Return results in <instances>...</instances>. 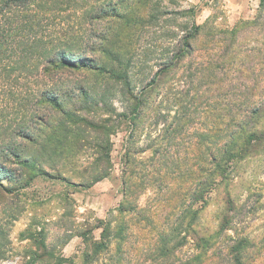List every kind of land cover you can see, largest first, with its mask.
Listing matches in <instances>:
<instances>
[{
	"label": "rangeland",
	"instance_id": "374dc122",
	"mask_svg": "<svg viewBox=\"0 0 264 264\" xmlns=\"http://www.w3.org/2000/svg\"><path fill=\"white\" fill-rule=\"evenodd\" d=\"M261 3L60 0L53 4L54 11L46 15L53 34L72 44L69 49H79L99 65L124 73L130 85L97 70L63 74L90 91L82 100L79 91L62 89L72 98L70 110L84 120L66 123L70 132L64 145L59 144V151L65 150L62 155L45 153L41 137L36 142L17 140L21 158L30 161L8 163L14 178L0 187V264H177L178 258L193 254L191 234L216 229L224 207L222 191L206 202L195 203L192 195L205 178L198 167L210 142L209 137L200 143L199 133L215 134L221 141L227 122L243 118L242 107L264 102ZM194 23L204 28L192 41L193 53L156 79L140 100L141 114L136 116L137 101L130 97L141 95ZM239 27L238 41L227 53L230 39L220 31ZM203 42L209 44L207 49L198 48ZM223 55L225 65L218 76L212 83L204 78L200 84L203 72L198 69ZM78 108L82 109L76 112ZM90 122L106 131L97 133ZM57 124L54 121L46 131L54 140L64 138ZM7 129L0 122V142ZM230 189L240 210L236 231L260 240L264 154L240 164ZM121 207L127 210L121 213ZM196 209L198 221L187 229L193 217L190 211ZM100 219L110 221L114 229L121 224L126 229L122 240L112 237L107 249L94 254V242L101 239L96 227ZM181 220L184 228H178ZM177 228L180 235L162 253L161 236H173ZM182 236L188 237L186 245L174 247ZM259 255L255 264H264V250Z\"/></svg>",
	"mask_w": 264,
	"mask_h": 264
},
{
	"label": "trees",
	"instance_id": "16d2710c",
	"mask_svg": "<svg viewBox=\"0 0 264 264\" xmlns=\"http://www.w3.org/2000/svg\"><path fill=\"white\" fill-rule=\"evenodd\" d=\"M59 2L60 0H56L49 4L48 0H0V102H2L0 122L3 129L8 128L6 133L4 132L6 137L0 142V187L3 188L7 187L4 180L11 181L14 178V172L8 163L17 161L22 164L30 161L28 157L21 158L17 140L36 142L41 137L40 146L45 153L50 156L62 155L65 150L59 151V144L61 147L64 145L70 132L66 123H78L84 120L70 110L68 101L72 98L68 92L63 93L62 89L67 87L69 91H79L82 100H87L90 91L83 83L66 80L63 77L65 72L97 70L117 80H123L127 86L130 85L129 79L125 80L124 73L99 65L96 60L86 56L79 49H69L72 44H67L65 38L53 34L46 15L54 11L53 4ZM263 5L264 0L261 3L262 7ZM203 28V25L194 23L191 30L182 37L181 47L172 54V58L164 61L153 78L143 87L141 95L130 97L133 101H137L133 108L136 116L141 114L140 100L156 84V79L162 77L168 70L176 68L185 57L193 53L192 41L199 39ZM239 30L240 27L220 31L228 33L227 38L230 39V48L226 47L227 53L238 41ZM208 45L203 42L198 48L207 49ZM223 65H225V55L212 57L206 64H202L198 69L199 72H203L199 83L203 84L204 78L212 83ZM181 107L184 111H188L187 106ZM240 114L243 116L240 121L227 122L224 129L226 134L221 141L215 138V134L199 133L200 143L209 137L210 142L207 146L208 152L205 157L202 156V162L198 167L205 178L199 180L192 195L195 203L201 200L206 202L216 198L222 191L224 207L219 212L216 229L191 234L194 253L187 258H178L177 264H255L259 254L264 250V237L257 240L255 237L236 231L235 223L240 210L235 204L230 189L238 176L240 164L264 154V119L260 120L264 118V102L244 106L240 109ZM126 116V113L122 114V117ZM56 120L64 138L54 140L52 133L46 135V131ZM90 124L97 133L103 134L106 131L103 125L98 126L93 122ZM8 189L12 190L10 187ZM119 210L123 213L127 209L121 207ZM190 212L193 217L187 224V229L191 228L192 223H197L199 209ZM183 226L184 220H181L178 228H184ZM96 227L101 229V239L94 242V254L107 249L112 237H119L121 240L124 238L126 229L124 224L114 229L110 221L100 219ZM178 228L173 236H161L162 244L159 250L162 253H167L171 248L167 243L180 235L181 230ZM187 242L188 237L182 236L174 247H182Z\"/></svg>",
	"mask_w": 264,
	"mask_h": 264
}]
</instances>
